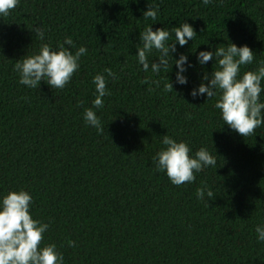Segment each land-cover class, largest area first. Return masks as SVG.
<instances>
[{
  "label": "trees",
  "instance_id": "16d2710c",
  "mask_svg": "<svg viewBox=\"0 0 264 264\" xmlns=\"http://www.w3.org/2000/svg\"><path fill=\"white\" fill-rule=\"evenodd\" d=\"M149 6H158L155 21L143 17ZM183 23L195 40L175 42L169 72H145L136 56L140 33L164 28L172 43V29ZM230 43L255 54L241 77L264 64V0H19L0 16V202L10 191L28 192L33 219L49 224L40 247L55 244L63 264H264L255 231L264 227V124L242 137L215 108L219 92L191 95L218 67L215 56L201 65L199 52ZM43 44L87 49L64 89L19 83L15 63ZM181 54L188 61L183 85L174 63ZM157 56L154 50L149 61ZM97 74L111 93L100 109L93 108ZM168 80L172 92L164 91ZM88 108L103 134L86 124ZM164 135L186 142L193 157L206 148L215 167L173 185L153 160L166 148ZM205 186L213 199H198Z\"/></svg>",
  "mask_w": 264,
  "mask_h": 264
},
{
  "label": "clouds",
  "instance_id": "9594fccd",
  "mask_svg": "<svg viewBox=\"0 0 264 264\" xmlns=\"http://www.w3.org/2000/svg\"><path fill=\"white\" fill-rule=\"evenodd\" d=\"M202 2L208 5L210 0H202ZM18 3L19 0H0V16H8ZM158 10V6H149L143 17L146 20L150 18L155 21ZM35 32L41 40L44 39V32L41 29L36 28ZM172 33L175 37L172 43H167L171 39V34L164 28L153 31L149 26L140 33L142 47L138 48L136 56L145 72L149 68L156 75H159L162 70L169 72V60H173L170 53L176 51L175 42L184 46L189 40L194 41L197 36L194 28L188 23L174 27ZM64 44L74 47L71 38H66ZM154 50L158 53V63L149 61V56ZM86 53L87 49L83 46L73 53L63 44L58 46V50H53L49 44H43L38 54L26 55L17 61L14 71L19 74V83L28 88H38L43 80L53 89H64L79 69L80 58ZM254 55L247 45L237 47L233 43L226 47H217L215 53L199 52L197 59L201 65L215 56L218 67L214 69L210 77L207 74L204 75L203 79L208 81L207 84L201 83L198 89L191 92L194 98L197 95L207 94L209 99L219 92L220 96L215 108L220 110L224 124L230 126L242 137L254 135L255 130L264 124V115H262L264 102L260 101V95L264 91L261 86L264 80V64L258 70L247 71L242 77L240 76L241 66L252 64ZM187 62V57L183 54L174 61L178 69L176 81L182 85L187 83V78L183 75L186 71L184 65ZM104 71L108 77L115 76L111 69ZM93 83L97 93L93 108L100 109L104 107L102 98L111 93L107 89V80L104 75H95ZM141 83H149V79L146 78ZM151 83L159 87L160 81L155 80ZM153 90L149 87V91ZM164 91H173V85L169 80L164 84ZM93 108L85 110V122L94 127L98 134H103L104 126ZM162 143L166 148L159 151L153 158L156 162V170L166 172L175 186L194 182L195 173L203 171L207 166L215 167L217 163L215 156L206 148L201 147L193 157L192 149L186 142H177L170 136L164 135ZM196 195L200 200H204L205 197L213 199L215 196L212 190L206 191V186L198 188ZM32 202V196L24 190L10 191L0 202V264H63V255L56 250L55 244L40 247L49 224L33 219L30 212ZM255 231L258 241H264V227L257 226ZM68 246L75 247V241L69 240Z\"/></svg>",
  "mask_w": 264,
  "mask_h": 264
}]
</instances>
